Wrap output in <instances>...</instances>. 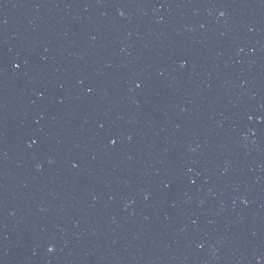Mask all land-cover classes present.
<instances>
[{"label":"water","instance_id":"obj_1","mask_svg":"<svg viewBox=\"0 0 264 264\" xmlns=\"http://www.w3.org/2000/svg\"><path fill=\"white\" fill-rule=\"evenodd\" d=\"M0 264H264V0H0Z\"/></svg>","mask_w":264,"mask_h":264}]
</instances>
